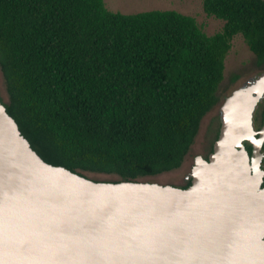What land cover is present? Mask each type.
Here are the masks:
<instances>
[{
  "label": "trees",
  "instance_id": "trees-1",
  "mask_svg": "<svg viewBox=\"0 0 264 264\" xmlns=\"http://www.w3.org/2000/svg\"><path fill=\"white\" fill-rule=\"evenodd\" d=\"M203 8L225 21L221 32L173 10L113 12L104 0H0V100L54 166L112 182L179 169L218 105L236 35L264 67V0Z\"/></svg>",
  "mask_w": 264,
  "mask_h": 264
},
{
  "label": "water",
  "instance_id": "water-1",
  "mask_svg": "<svg viewBox=\"0 0 264 264\" xmlns=\"http://www.w3.org/2000/svg\"><path fill=\"white\" fill-rule=\"evenodd\" d=\"M263 98L264 72L224 98L187 188L49 164L0 100V264H264Z\"/></svg>",
  "mask_w": 264,
  "mask_h": 264
},
{
  "label": "rangeland",
  "instance_id": "rangeland-1",
  "mask_svg": "<svg viewBox=\"0 0 264 264\" xmlns=\"http://www.w3.org/2000/svg\"><path fill=\"white\" fill-rule=\"evenodd\" d=\"M106 7L113 12L135 14L152 10H173L193 17L199 27L208 35L213 36L223 30L225 21L208 15L203 8L204 0H104ZM261 71L256 64V57L249 49L242 34L236 35L231 41V49L225 59L224 80L218 91L219 104L208 113L200 127L195 143L179 169L156 176L143 178V181L163 185L184 186L187 176L196 156L206 153V143L219 126V107L224 98L235 89L255 77ZM0 96L8 101L6 81L0 69ZM88 178L97 181H113L119 178L114 175L86 174Z\"/></svg>",
  "mask_w": 264,
  "mask_h": 264
},
{
  "label": "flooded vegetation",
  "instance_id": "flooded-vegetation-1",
  "mask_svg": "<svg viewBox=\"0 0 264 264\" xmlns=\"http://www.w3.org/2000/svg\"><path fill=\"white\" fill-rule=\"evenodd\" d=\"M261 71L259 74H257L255 77L251 78L250 80H253L254 78H257L258 76H260L263 72H264V67L263 68H260ZM249 80V81H250ZM247 81V82H249ZM246 82V83H247ZM245 84V83H244ZM243 84V85H244ZM242 85V86H243ZM241 87V86H240ZM222 99H219V102L221 101ZM218 102V104H219ZM218 107V106H217ZM254 129L256 131L259 132L258 134V137H260L261 135V132L264 130V98L258 103L257 107H256V110L254 112ZM220 125H221V114H220V107H219V126L217 128V130L215 132L212 133L210 139L208 140V142L206 143V146H205V149H206V153L202 156L203 158L205 159H208L209 156L211 155V153L213 152V148H214V143L216 141V137H217V131L220 130ZM246 144H249L251 147L252 145L249 143V142H245ZM252 153V151H251ZM250 153V154H251ZM261 153H262V158H261V169L264 171V141H263V145H262V150H261ZM195 160V159H194ZM194 165V164H193ZM193 167V166H192ZM192 170V168H191ZM192 182V177H191V172H190V175L187 176L186 178V183L184 184V186H182V188L186 187L189 185V183ZM263 186H264V182H263Z\"/></svg>",
  "mask_w": 264,
  "mask_h": 264
}]
</instances>
